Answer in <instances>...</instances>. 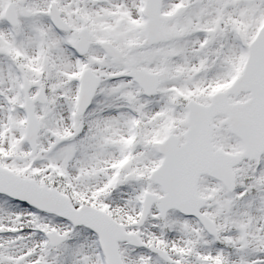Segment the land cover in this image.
I'll list each match as a JSON object with an SVG mask.
<instances>
[{"label":"snow or ice","instance_id":"1","mask_svg":"<svg viewBox=\"0 0 264 264\" xmlns=\"http://www.w3.org/2000/svg\"><path fill=\"white\" fill-rule=\"evenodd\" d=\"M0 264H264V0H0Z\"/></svg>","mask_w":264,"mask_h":264}]
</instances>
